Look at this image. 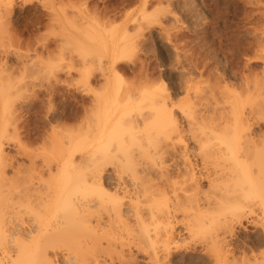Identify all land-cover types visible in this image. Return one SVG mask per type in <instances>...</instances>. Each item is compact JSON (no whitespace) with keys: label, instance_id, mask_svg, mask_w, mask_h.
I'll list each match as a JSON object with an SVG mask.
<instances>
[{"label":"bare ground","instance_id":"6f19581e","mask_svg":"<svg viewBox=\"0 0 264 264\" xmlns=\"http://www.w3.org/2000/svg\"><path fill=\"white\" fill-rule=\"evenodd\" d=\"M13 13L14 0H0V28L12 24L13 32L9 28L7 31L14 35V28L21 26L15 37L10 34L9 40L18 46L31 47V40L23 41L22 37L27 33L33 35L40 25L39 18L18 26L19 22L10 21ZM74 26L70 27L75 29ZM139 27L140 32L143 28ZM85 34L89 35L86 31ZM104 46L93 49L88 43L80 47L81 55L86 50H90L88 54L98 49L101 53ZM124 47L127 46H122V50ZM113 51H117L116 46ZM25 56L29 58L28 53ZM28 63H23L27 69ZM119 78L118 75L120 88L123 80ZM261 80L253 84L257 91L255 99L243 101L242 96L239 100L234 94L227 96L231 90L223 94L226 89L220 92V88L213 90V86V91L209 88L210 94L208 90L194 96L190 94L193 86L188 84L191 89H186L188 95L182 104L175 103V96L166 94L165 83H161V95L167 96L160 95V103L158 96L151 97L154 94L150 81L146 83L148 86L142 83L145 91L151 89L148 91L152 95L139 97L141 102L134 105L141 110L135 112L133 106V110L120 114L114 124L100 121L92 128L88 124L84 133L80 131L82 136L76 143L69 141L68 146L66 138H53L56 143L51 142V150L47 147L52 152L43 147L45 153L41 155L28 154V150L21 153L23 147L19 144L22 151L18 152L30 160L31 168L15 163L14 156L5 152L3 143L12 140L9 128L15 130L13 124L17 122L10 107L13 103L9 105L8 101L10 92L1 88L7 90L0 89V264H264V80ZM98 94L94 101L97 106L91 105L96 117L97 107L106 109L105 114L111 111L108 99L104 97L103 104L100 103L104 93ZM133 96L130 97L137 102ZM144 100L150 102L145 109L141 108ZM76 154L79 155L75 159ZM38 158L42 159H39L41 166L38 165L41 169L36 167ZM45 168L49 172L55 168V174L49 173L44 178ZM10 171L13 176L8 174Z\"/></svg>","mask_w":264,"mask_h":264},{"label":"rangeland","instance_id":"374dc122","mask_svg":"<svg viewBox=\"0 0 264 264\" xmlns=\"http://www.w3.org/2000/svg\"><path fill=\"white\" fill-rule=\"evenodd\" d=\"M72 1L14 0V13L10 17L11 23L14 24L15 21L19 22V26V24H25L24 22L39 18L40 25L34 29L33 35L31 36V33H27L22 37L23 41L31 40V47L27 45L18 46L16 42L14 43L13 41L12 43L11 39L9 40L10 32H13V28H11L13 27L12 24L7 27L11 31L7 28H5L6 30L3 29L4 26L2 25V28H0V36H2L0 38V42L2 41L0 44V64L3 62L2 66L0 65V69L4 71L2 73L0 70V73H2L0 74V89L8 88L10 92V94L8 93L9 105L13 103L10 107H13L17 122L16 125L14 121L12 122V124L14 123L13 127L16 126L15 130L14 128H9L11 129L10 135L12 134V140L9 139L8 141L6 139L7 141L3 144L5 152L11 155V157L14 156L15 163L23 164L22 166L24 167L30 166L31 168L32 164L30 165V160L21 153L29 151L28 154L41 155V153H45V150L50 151L52 149L51 142L56 143L55 140L54 142L52 141L53 138H66L65 144L68 146L70 142L76 143L77 139L82 136L80 131L84 133V129H88L89 126L90 128L93 125L96 127L100 121L108 122L106 124H114V120L120 114L124 113V111L133 110V106L136 112L139 108L135 105L141 102L139 97L143 94L149 95L150 91L148 90L152 89L151 91H153L154 95L150 93V96H158L156 98L159 102V96L163 92V86H161L163 83L167 85L166 94L168 95L169 93L172 97L175 96V103L182 104L184 103L182 101H186L183 98L187 97V91L189 88L191 89L189 85L193 86L192 89L194 91H190L192 92L190 94L193 95L196 92L207 93L209 88L211 91L220 88L218 90L220 92L226 89L223 94H227L226 92L231 90L227 96L234 97L235 95V99L239 100L242 96L241 101H243L242 99L247 98L248 100L255 99L257 91L254 89L256 88L253 85L254 81L257 83V81H262L261 79L264 80V0H74V4ZM79 4H81V7L78 6ZM142 17L143 20L141 19ZM68 22H71V24ZM69 25L74 26L76 30ZM107 25L110 26L109 30H107ZM139 26L143 28L140 32L141 27ZM20 28L21 26L18 29L14 28L15 32L16 30L18 32ZM64 28L66 31H64ZM135 29L136 33L138 32L137 34H135ZM106 30L107 33H105ZM85 31L89 35L85 34ZM5 32H8L9 35ZM15 32L13 33L14 35H16ZM132 34L136 37L134 36L135 38H133ZM14 35L12 37H15ZM83 35L87 36L84 37ZM61 36H63L62 40ZM129 38H133V40H129ZM79 40L80 42H78ZM133 42L135 43L134 46L131 45ZM88 43L89 46L93 45V49L96 46L105 45V52L102 50L100 53L98 49V53L96 50V52L93 50L94 53L90 52L88 54V50H86L87 54L82 51L81 55L80 47L88 46ZM128 43L131 44L129 45ZM74 44H76L75 47ZM115 46L117 51L114 53L113 48ZM122 46H127L123 48L124 51L122 50ZM131 46L135 47L136 50L133 47L131 48ZM77 47H79L77 49L78 52L76 51ZM129 49L131 52H129ZM63 51L67 54H63ZM18 52L19 54H17ZM27 53L29 54V58L25 56ZM56 57L58 61H62L58 62L55 60ZM25 62H29L28 69L27 66L24 67L25 64L27 65ZM118 75L120 76L119 81L121 79L126 84L127 82L128 84L130 82L133 83L129 84L130 86L127 84L130 88L126 86L125 82H121V89L118 87ZM11 79L14 81L11 82ZM149 81L151 83L149 87L152 88H148L145 91V86L143 85L148 86L147 84L150 83L147 82ZM195 81L199 82L195 83ZM181 82L182 86H180ZM142 83L144 84L142 85ZM251 83L252 87L250 88ZM134 84L139 85L135 86ZM212 86L215 89L213 88L212 90ZM242 86L245 87L242 88ZM137 87H142V89L139 90ZM135 88L140 92H136ZM248 88L250 89L248 90ZM97 89H99V92H97ZM143 89L148 93L143 92ZM1 90L3 91V89ZM6 90L4 89V91ZM116 90H119V92ZM128 90L130 93H128ZM210 90L207 94L211 93ZM243 90L245 91L243 92ZM250 90L253 91L250 92ZM135 92L136 94L133 96ZM98 93H104L100 103L103 104L104 97L108 99L111 111L105 114L104 112L106 111L104 110L106 109H102L103 107L101 106L100 110V107H97L96 112L94 111L95 113L99 112L96 117V114H93L95 108L91 107V105L94 106L96 104L94 101H96L95 97ZM128 95L129 97L133 96L137 98V102L131 97V99L128 98ZM165 97L163 96L162 98ZM156 98H154L153 102H156ZM119 99H125V101L122 100L121 103ZM148 100L150 101V98ZM146 102L141 105V108L142 106L144 109L146 106L148 107L151 101ZM158 102L157 104L161 101ZM90 107L93 109L91 110ZM246 107L248 109V106ZM144 111L146 112L147 110ZM88 114L91 116V119ZM106 115L110 120L105 118ZM177 115H179L178 111ZM17 119L20 120L18 121ZM83 119H85L84 122ZM65 130H70L71 132L73 130V133L77 135L74 134L75 137H73V133L70 132V134L67 131L65 132ZM69 135L71 136L69 137ZM68 138L71 139L69 140ZM19 144L23 147L22 152L19 151ZM43 147L46 149L44 150ZM78 155H75V159L78 158ZM39 159L37 160L38 164L36 163V167L42 164ZM36 167L34 166L35 169H37ZM54 169L49 172L45 168L46 172L42 170L45 174L41 171V175L43 174L42 176L47 179L49 173L55 174ZM8 174L13 176L11 171ZM250 230L252 231L254 228ZM141 259L144 258L142 257Z\"/></svg>","mask_w":264,"mask_h":264}]
</instances>
